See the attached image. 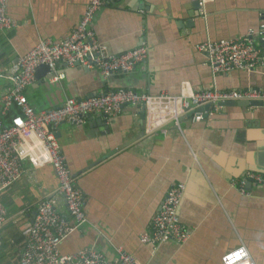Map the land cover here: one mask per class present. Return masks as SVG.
Here are the masks:
<instances>
[{"label": "crops", "instance_id": "1", "mask_svg": "<svg viewBox=\"0 0 264 264\" xmlns=\"http://www.w3.org/2000/svg\"><path fill=\"white\" fill-rule=\"evenodd\" d=\"M88 1L8 0L7 15L17 26L0 32V69L12 68L40 40L66 38L79 25ZM198 2L103 0L92 21L100 45L112 57L145 47L146 60L106 80L97 71L59 64L52 74L63 78L55 84L53 76L35 78L25 92L29 104L47 110L67 98L87 99L118 89L172 96L213 87L264 91V67L214 77L205 54L198 51L207 39L234 40L251 32L257 40L264 0H208L205 23ZM257 44L264 50L259 40ZM7 87L0 81V94ZM215 111L197 123L187 115L178 127L170 124L152 135H145L141 110L132 107L112 117L89 118L80 127L60 124L54 134L83 195L86 222L60 244L59 252L88 248L114 263V249L121 247L141 264H223V257L243 246L255 264H264V185L248 183V197L232 186L246 173L264 174V109L229 106ZM23 170L22 178L1 196L6 223L0 230V264L19 263L24 226L58 188L50 167L33 170L24 163ZM177 184L184 185L177 214L190 239L155 248L142 244L140 236ZM57 209L67 218L63 200Z\"/></svg>", "mask_w": 264, "mask_h": 264}, {"label": "built area", "instance_id": "2", "mask_svg": "<svg viewBox=\"0 0 264 264\" xmlns=\"http://www.w3.org/2000/svg\"><path fill=\"white\" fill-rule=\"evenodd\" d=\"M207 1L198 2L199 15L204 23ZM7 4L8 0H0V32L12 31L17 26L7 15ZM102 5L103 0H89L79 25L66 38L55 42L40 40L20 56L12 68L0 69V81L8 84L0 94V230L6 223L1 196L22 178L24 163L33 170L50 167L58 182L55 195L38 204L33 219L23 228L25 243L18 264H141L121 247L114 249L117 257L114 263L93 249L85 248L69 255L59 252L60 244L86 222L83 195L67 168L54 134L60 124L80 127L89 118L112 117L124 107H132L138 111L144 109V133L152 135L164 131L170 124L178 127L179 121L187 115L193 123L211 117L221 103L264 102V91L254 88L220 91L213 87L197 92L185 91L176 96L118 89L102 91L87 99L67 98L58 108L36 110L29 104L25 92L35 82V70L41 65L51 73L59 64L78 66L97 71L106 80L118 73L131 72L146 60L148 50L145 47L126 51L117 57L107 54L92 27ZM257 34V40L251 32L234 40L213 42L207 39L198 51L205 54L214 77L234 70L254 73L264 67V50L257 44L259 40L264 45V23ZM62 78V74L54 75L50 82L55 84ZM205 106L210 107L209 111L200 112ZM13 109L18 115L11 117L6 125L3 120ZM248 183L264 185V174L246 173L232 186L248 197ZM183 191V184L169 188L159 211L152 218L151 228L140 236L142 244L155 248L169 242L184 244L190 239L177 214ZM59 199L64 202L67 218L57 209ZM222 262L255 264L243 246L228 253Z\"/></svg>", "mask_w": 264, "mask_h": 264}, {"label": "water", "instance_id": "3", "mask_svg": "<svg viewBox=\"0 0 264 264\" xmlns=\"http://www.w3.org/2000/svg\"><path fill=\"white\" fill-rule=\"evenodd\" d=\"M84 69V68H83ZM49 75V79L53 76V74L49 71V69L41 65L35 70V78L39 79L41 76ZM229 106H239V107H246V108H252V109H264V102H225L219 104V107H229ZM210 109L209 106H205L204 108L200 109L201 111L208 112ZM140 121H141V126L143 130V125H144V109L141 110V115H140ZM143 134V133H142ZM250 189V185H247V190Z\"/></svg>", "mask_w": 264, "mask_h": 264}, {"label": "trees", "instance_id": "4", "mask_svg": "<svg viewBox=\"0 0 264 264\" xmlns=\"http://www.w3.org/2000/svg\"><path fill=\"white\" fill-rule=\"evenodd\" d=\"M14 111H12V115L11 116H9L8 115V117H6L3 121H4V123L7 125L8 124V122H9V120L11 119V117H13V116H15V115H18L17 114V111H16V109H13Z\"/></svg>", "mask_w": 264, "mask_h": 264}]
</instances>
